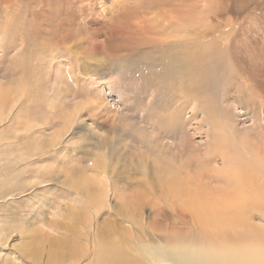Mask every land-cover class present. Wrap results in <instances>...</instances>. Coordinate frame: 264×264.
<instances>
[{
  "label": "rangeland",
  "instance_id": "obj_1",
  "mask_svg": "<svg viewBox=\"0 0 264 264\" xmlns=\"http://www.w3.org/2000/svg\"><path fill=\"white\" fill-rule=\"evenodd\" d=\"M176 9L194 13L178 36L151 42L133 27ZM212 41L234 66L183 107L158 77L159 53ZM195 100L236 141L261 127L264 0H0V264H94V243L118 237L117 226L136 258L153 264L140 247H155L160 264H177L168 252L199 245L193 215L146 199L162 159L178 163L208 142Z\"/></svg>",
  "mask_w": 264,
  "mask_h": 264
},
{
  "label": "bare ground",
  "instance_id": "obj_2",
  "mask_svg": "<svg viewBox=\"0 0 264 264\" xmlns=\"http://www.w3.org/2000/svg\"><path fill=\"white\" fill-rule=\"evenodd\" d=\"M186 10H165L151 16H140L133 27L151 42L163 38L166 40L170 36H178V30L193 23L194 18L189 16L191 12ZM95 14L90 21L92 30L99 23L100 13ZM176 49V46H171L159 53L160 57L149 51L147 57L152 66L151 61L157 66V57L160 58V66L152 69L160 71V80L171 83V90L180 97L177 102L183 107L194 98H200L194 95L196 89L206 93L207 89L219 87L215 80L222 79L227 69L234 66L229 54L214 41L210 44L200 43L197 50ZM239 70L240 73L244 72ZM224 96L227 98L230 95L224 92ZM200 104L207 114L205 125L210 127L206 133L207 144L204 148L192 146L194 150L187 151L184 159H180L179 154L175 158L178 163L162 159L155 169L156 198L149 197L146 202L193 215L191 220L196 228L195 236L198 237L199 245L185 249L182 247L183 250L175 248L168 252L177 264H264V247H260L264 246V225L253 222V219L258 218L264 223V103L260 104L263 115L261 127L251 132L250 138L243 136L237 141L232 134V131L236 133L232 127L225 121L221 122L215 113L209 115L205 104ZM172 122L175 123L174 116ZM175 147L180 150L184 146ZM218 163L219 166H216ZM143 192L144 189L140 191ZM129 222L141 227L137 217H130ZM117 230L118 237L94 243L91 251L94 264H147L132 253V234L123 227L117 226ZM59 245L65 254L75 253L69 241H61ZM135 245L138 251V242ZM140 251L149 255L153 264L164 263V253L158 254L160 250L155 247H140Z\"/></svg>",
  "mask_w": 264,
  "mask_h": 264
}]
</instances>
